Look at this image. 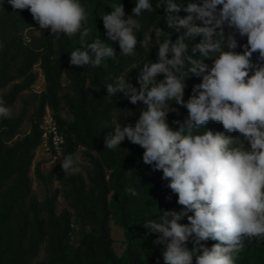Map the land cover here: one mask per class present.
<instances>
[{"label":"clouds","instance_id":"obj_1","mask_svg":"<svg viewBox=\"0 0 264 264\" xmlns=\"http://www.w3.org/2000/svg\"><path fill=\"white\" fill-rule=\"evenodd\" d=\"M8 3L14 10H29L40 29L50 28L52 35H78L80 47L70 53L71 65L100 67L106 59L117 58L111 43L100 38L88 43L93 27L87 25L80 0ZM156 7L164 8L168 28L183 29L174 42L160 27L138 41L137 18L153 11L150 0H136L132 15L126 16L122 3H112L111 11L100 16L106 38L118 42L120 56L132 55L138 43L150 52L152 33L159 41L156 62L139 69L138 87L124 75L105 85L108 97L121 93L132 105L144 106L134 125H115L105 136V147L115 149L125 139L138 145L144 150L143 163L162 171L176 194L181 211H164L159 220L144 224L159 234L154 244L164 245V264H236L245 240H264V0H157ZM181 11L186 15H179ZM225 25L234 32L226 35ZM235 34L247 38L242 52L234 51ZM198 37L189 47L187 42ZM197 52L200 59L194 58ZM204 59L213 60L210 69ZM190 75L202 76V81L185 101ZM170 102L187 109L183 123L176 121L178 130L168 123V114L177 111ZM10 117L11 110L0 99V118ZM210 121L225 131L194 134ZM233 132L240 136L225 134ZM80 159L78 154L63 157L64 175L79 172ZM125 191L137 195L131 187ZM184 217L188 224L180 223ZM208 240L216 241L210 249L201 243Z\"/></svg>","mask_w":264,"mask_h":264},{"label":"trees","instance_id":"obj_2","mask_svg":"<svg viewBox=\"0 0 264 264\" xmlns=\"http://www.w3.org/2000/svg\"><path fill=\"white\" fill-rule=\"evenodd\" d=\"M80 2L88 13L87 25L93 27L88 43L100 38L116 49L117 58L106 59L100 67L71 65L70 53L80 47L78 35H52L50 28L40 29L29 10H14L8 0H0V89L12 84L0 99L7 107L13 105L20 93L34 84L37 77L34 69L38 64L46 80L31 115L29 132L18 137L24 113L0 118V264H32L43 246L46 256L38 264H164V245L154 244L159 234L150 233L144 224L151 219L159 220L164 211H181L176 194L167 187L168 181L162 179V171L143 163L144 150L138 145L125 139L115 149L105 147V136L115 125H134L144 107L142 103L132 105L121 93L108 97L105 85L114 77L124 75L138 87L139 69L149 61L156 62L159 41L152 33L150 52L138 43L132 55L120 56L119 44L107 40L100 16L111 11L112 3H122L126 16L132 15L136 0ZM150 2L153 11H145L137 18L141 23L138 41L143 40L145 32H154L160 27L166 35L171 33L174 42L183 29L176 32L168 28L164 8L156 7L157 0ZM177 2L187 4L188 0ZM179 15L186 13L181 11ZM34 29L40 31V36L34 35L29 41L27 34ZM224 31L226 35L234 32L233 29ZM235 38L238 47L234 51L242 52L241 46L247 43V38L238 34ZM199 40L198 37L187 43L191 47ZM224 50H228L226 45ZM194 58L200 59V53ZM257 59L258 53H254L253 62ZM203 62L209 69L213 64L212 59ZM201 81L202 76L190 75L186 80L185 101L192 95L193 86ZM170 103L177 111L168 114V123L173 130H178L180 125L176 121L183 123L188 116L187 109ZM47 106L54 112L65 143L56 168L50 172L51 177L58 179L60 188L41 201L33 194L30 173L36 149L43 140L41 120ZM120 108L132 114L121 111L116 115ZM64 110L69 117L63 114ZM208 130L225 131L222 124L210 121L194 134ZM225 134L240 136L238 132ZM81 151L91 169L85 174L80 159V171L64 175L62 158L69 154L80 156ZM35 170L42 176L39 163ZM129 187L137 195L125 191ZM60 196L66 205L58 210ZM112 220L123 228L125 235L126 245L121 255L114 246ZM180 223L188 224L187 217ZM201 243L210 249L216 241ZM192 246L189 240L187 247ZM236 264H264V240H245Z\"/></svg>","mask_w":264,"mask_h":264},{"label":"rangeland","instance_id":"obj_3","mask_svg":"<svg viewBox=\"0 0 264 264\" xmlns=\"http://www.w3.org/2000/svg\"><path fill=\"white\" fill-rule=\"evenodd\" d=\"M224 29L229 31L231 28H228L227 25H225ZM34 30L35 31L28 32L27 34V38L29 41L34 35L38 37L40 36V31L37 29ZM34 71L36 72L37 77L32 87L20 93L15 103L8 107L11 110V115L17 116L21 113H24V121L20 127L18 137H22L25 133L29 132L31 115L39 103L40 93L46 87L45 76L39 64L35 66ZM157 79L159 80L162 78L161 76H158ZM64 85H67V81H64ZM11 86L12 84L8 85L4 89H0V98L10 90ZM66 90H69L68 86H66ZM121 111L128 112L124 108H120L116 111V115ZM63 114L66 117H69V114L66 112V110L63 111ZM60 158L61 156H57L53 151L47 150L46 147L42 144H40L36 149V154L30 174L33 180V194L37 196L41 201H43L46 195L51 194L56 189L60 188L58 179L50 176V172L56 168ZM80 158L82 168L86 174L87 171L91 169V164L82 151L80 152ZM37 163L40 164L42 176H39L35 170V166ZM65 205L66 202L64 201L63 197L60 196L57 202L58 210H61ZM111 226L112 234L114 237V246L117 253L121 255L126 245L123 228L120 225L116 224L113 220L111 221ZM45 256L46 248L43 246L40 250L39 255L34 259L32 264H38V262Z\"/></svg>","mask_w":264,"mask_h":264},{"label":"built area","instance_id":"obj_4","mask_svg":"<svg viewBox=\"0 0 264 264\" xmlns=\"http://www.w3.org/2000/svg\"><path fill=\"white\" fill-rule=\"evenodd\" d=\"M41 129L43 137L41 144L44 145L47 150L53 151L55 155L61 156L65 137L60 131L54 112L49 106L46 107L42 117Z\"/></svg>","mask_w":264,"mask_h":264}]
</instances>
